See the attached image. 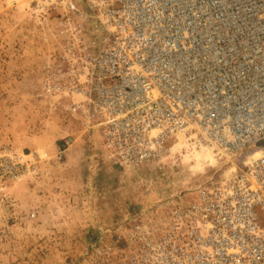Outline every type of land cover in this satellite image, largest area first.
<instances>
[{"label":"built area","instance_id":"2783aa9c","mask_svg":"<svg viewBox=\"0 0 264 264\" xmlns=\"http://www.w3.org/2000/svg\"><path fill=\"white\" fill-rule=\"evenodd\" d=\"M30 1L63 9L65 83L47 85L82 96L115 164L151 162L171 138L235 157L194 200L163 204L158 236L140 225L86 264H264V0Z\"/></svg>","mask_w":264,"mask_h":264},{"label":"rangeland","instance_id":"374dc122","mask_svg":"<svg viewBox=\"0 0 264 264\" xmlns=\"http://www.w3.org/2000/svg\"><path fill=\"white\" fill-rule=\"evenodd\" d=\"M64 15L0 0V264H86L98 246L127 250L128 232L143 225L158 236L163 204L194 200L196 187L235 159L171 138L151 162L115 164L82 96L47 85L65 83L52 75L68 64ZM86 28L94 51L98 34L89 21Z\"/></svg>","mask_w":264,"mask_h":264}]
</instances>
